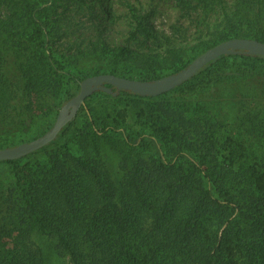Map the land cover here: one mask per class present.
<instances>
[{"label":"trees","instance_id":"16d2710c","mask_svg":"<svg viewBox=\"0 0 264 264\" xmlns=\"http://www.w3.org/2000/svg\"><path fill=\"white\" fill-rule=\"evenodd\" d=\"M62 1L0 0V147L52 126L58 110L48 105L43 129L32 127L34 92L57 97L52 105L61 107L88 75L153 79L228 38L264 41V13L247 26L243 18L246 5L264 0H239L234 11H224L228 23L215 37L197 38L189 48L168 47L177 59L172 64H164L165 52L138 51L142 67L120 70L121 57L136 51L100 35L73 54L54 48L51 35L61 26L52 13ZM129 9L137 30L154 35ZM90 52L100 62L77 72ZM263 69L264 55L238 51L218 55L158 95L95 90L50 142L0 159V175L10 176L0 182V264H51L52 254L71 264H264V166L255 161L258 155L244 154L231 133L241 126H225L216 107L233 99L241 121L264 126ZM237 74L252 82L244 87ZM123 96L133 99L138 126L119 119L125 113L116 104ZM106 142L122 153L116 173L104 155Z\"/></svg>","mask_w":264,"mask_h":264},{"label":"rangeland","instance_id":"374dc122","mask_svg":"<svg viewBox=\"0 0 264 264\" xmlns=\"http://www.w3.org/2000/svg\"><path fill=\"white\" fill-rule=\"evenodd\" d=\"M239 0H88L87 3H76L75 0H63L60 6H57L52 13L54 18H58L61 26L59 33H52V44L62 53H75L80 46H91V40L100 36L110 45L126 44L133 51V54L121 57L117 63L120 70L137 72L142 67V59L134 56L138 51L150 52L151 54H161L165 52L164 64H172L175 57L166 53L168 47L178 48L184 46L189 48L197 38L215 37V34L226 27L228 20L224 16V11L228 14L236 9ZM264 3V1H263ZM248 4V3H247ZM129 5H132L135 13L143 17L144 23H149L154 35H146L141 30H137L134 16L131 14ZM244 9V24L251 25L259 23L256 15L260 10L264 13V4L260 2L246 5ZM255 15V16H254ZM264 25V20H261ZM136 31L132 36L131 32ZM192 48V47H191ZM194 48L188 49L184 57L190 56ZM172 53V52H171ZM100 61L98 57L90 52L87 56H82L79 64V71L84 72ZM264 71V69H263ZM245 80L244 87L252 82L247 79L245 74H237ZM73 80H67L70 85ZM38 96L33 93L31 103L34 108L35 120L32 127L38 132L42 130L43 120L47 118L45 113L48 105L59 110L60 106L52 105L57 100L54 96ZM53 97V98H52ZM44 99L45 101H43ZM133 99L123 96V99L117 102L116 109L120 113H125L119 117L122 122H127L138 126L137 113L131 108ZM250 101L245 102V104ZM143 104V102L141 103ZM108 110L119 116L117 111L113 112L112 103H106ZM191 109L195 108L194 102L189 101ZM240 105V104H239ZM215 110V107L212 106ZM219 108L220 120H223L225 126H241V130L233 129L231 133L240 138L244 145V154L249 152L258 155L255 160L264 166V126L255 128L250 124L241 121L235 110V100H223L222 103L216 104ZM244 123V124H241ZM36 132V131H35ZM37 132V133H38ZM2 134V133H1ZM220 134V132H218ZM4 135V134H3ZM3 137V136H2ZM27 139V138H26ZM105 145V157L108 165L114 173L121 169L119 157L122 154L113 148ZM261 157V158H260ZM250 159H252L250 157ZM251 164H254V162ZM5 173L0 175V182L6 184L10 181V176ZM41 242V241H40ZM51 264H71L67 257L52 254Z\"/></svg>","mask_w":264,"mask_h":264},{"label":"water","instance_id":"95a60500","mask_svg":"<svg viewBox=\"0 0 264 264\" xmlns=\"http://www.w3.org/2000/svg\"><path fill=\"white\" fill-rule=\"evenodd\" d=\"M238 51L264 55V41L251 37L228 38L204 50L185 67L153 79L131 78L110 72L88 75L80 81L77 93L61 105L51 127L30 140L0 147V159L19 158L50 142L60 129L76 115L85 98L95 90L101 89L113 95L121 89L131 90L141 95H158L181 84L218 55Z\"/></svg>","mask_w":264,"mask_h":264}]
</instances>
